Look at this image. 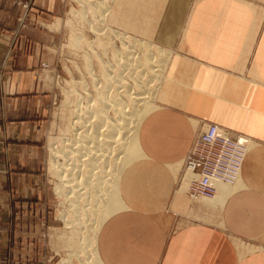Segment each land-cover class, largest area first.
I'll use <instances>...</instances> for the list:
<instances>
[{"label": "crops", "instance_id": "crops-1", "mask_svg": "<svg viewBox=\"0 0 264 264\" xmlns=\"http://www.w3.org/2000/svg\"><path fill=\"white\" fill-rule=\"evenodd\" d=\"M60 8L58 0H0V264L30 263L13 246L12 200L28 198L25 183L43 180L59 33L41 22L59 18ZM223 35L189 31L169 62L168 94L139 127L143 158L121 179L124 208L98 232L103 264H264V42L253 46L264 32ZM208 123L252 140L238 185L217 209L188 200L181 181Z\"/></svg>", "mask_w": 264, "mask_h": 264}, {"label": "rangeland", "instance_id": "rangeland-1", "mask_svg": "<svg viewBox=\"0 0 264 264\" xmlns=\"http://www.w3.org/2000/svg\"><path fill=\"white\" fill-rule=\"evenodd\" d=\"M172 1L171 6L175 5L174 7L163 9L162 1L142 0L137 7L139 15L126 19V22L119 19L107 22V27L137 39L150 40L176 54L186 43L185 33L189 31L199 33V38L207 33L209 38L216 41L223 38L224 33L264 32V0ZM58 3L61 6V16L56 19L45 16L47 21L41 22L44 30L59 33V40L55 43L58 54L57 73L53 79L57 97L45 119V134L40 144L44 151V167L41 170L43 180L37 185L25 183L28 198L23 199L21 196L12 200L13 230L17 227V232L13 231L11 234L13 246L16 247V255L25 259L24 262L30 261L29 264H87L85 254L89 253L88 245H84L85 254H82L80 237L87 238L92 234L91 224L80 231L67 224L74 221L76 216L83 220L89 215H74L70 210L69 202L73 199L66 196L67 189L60 185L54 163L56 160L58 164L63 163L59 151L74 138L75 126H78L76 106H79V110L84 109L87 98L92 100L95 96L91 78L99 76L102 60L107 59L99 46L100 41H105L106 37L91 30V25L94 28L103 26L91 13L87 2L58 0ZM208 3L215 6L211 10L204 8ZM197 7L203 8L196 12ZM130 24L133 25V30L129 28ZM111 38V35L108 36L109 47L112 48L111 45L114 44L115 47H120ZM234 38H239L234 40L236 47H239L241 37ZM262 42L264 41L259 39L253 40V46L256 43L257 47ZM173 52L169 53L170 59L175 55ZM43 68L46 69L47 66L43 65ZM159 100L156 101L157 105Z\"/></svg>", "mask_w": 264, "mask_h": 264}, {"label": "bare ground", "instance_id": "bare-ground-1", "mask_svg": "<svg viewBox=\"0 0 264 264\" xmlns=\"http://www.w3.org/2000/svg\"><path fill=\"white\" fill-rule=\"evenodd\" d=\"M156 1H162L163 9L174 2ZM84 2H87L91 13L103 26L90 27L93 32L96 31L100 36L106 37L105 41H100L99 46L107 59L102 60L99 76L91 78V87L95 90L94 98L92 100L87 98L84 109L79 110V106H76L78 126H75L74 138L59 151L63 163L58 164L56 160L54 164L58 170L60 185L67 189L66 196L73 199L69 202L70 210L74 215H89L83 220L76 216L74 221L67 223L79 231L92 225V234L87 238L80 237L81 253L85 254L84 245L87 244L89 249V253L85 254L87 264H103L97 250L98 232L112 214L124 208L120 193L121 179L127 167L143 158L138 142L139 127L148 115L159 108L156 101L164 100L168 94L162 90L167 74V62L171 57L169 53L173 51L166 50L150 40L137 39L107 27V24L114 20L126 22V19L139 15L137 7L142 0H84ZM131 24L129 28L133 30ZM110 35L111 41L114 39L120 47H115L114 43L111 45L112 48L109 47ZM243 138L248 140L249 148L251 144L249 137ZM239 179L232 186L219 184L213 199H196L197 204L202 201L206 206L208 204L216 208L236 188ZM187 199L195 201L188 196Z\"/></svg>", "mask_w": 264, "mask_h": 264}, {"label": "built area", "instance_id": "built-area-1", "mask_svg": "<svg viewBox=\"0 0 264 264\" xmlns=\"http://www.w3.org/2000/svg\"><path fill=\"white\" fill-rule=\"evenodd\" d=\"M248 145L243 136L233 135L215 124H205L184 160L181 181L186 184L189 199L210 200L219 184L232 186L241 175Z\"/></svg>", "mask_w": 264, "mask_h": 264}]
</instances>
